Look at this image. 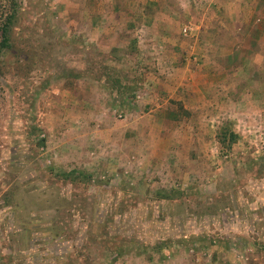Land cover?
Masks as SVG:
<instances>
[{"label":"rangeland","instance_id":"1","mask_svg":"<svg viewBox=\"0 0 264 264\" xmlns=\"http://www.w3.org/2000/svg\"><path fill=\"white\" fill-rule=\"evenodd\" d=\"M19 1L0 60V264H264V0H162L191 69L217 47L202 25L221 27L223 51L235 40L237 61L254 55L233 64L238 99L210 98L206 114L148 98L127 14L157 2ZM93 27L123 36L96 43Z\"/></svg>","mask_w":264,"mask_h":264},{"label":"crops","instance_id":"2","mask_svg":"<svg viewBox=\"0 0 264 264\" xmlns=\"http://www.w3.org/2000/svg\"><path fill=\"white\" fill-rule=\"evenodd\" d=\"M131 1L135 0H129L127 2ZM141 1L142 4H145V2L149 3L148 0ZM152 1L157 2L155 5L157 9L155 11L150 13L140 11V14H127L128 22L130 21V25L136 28V30H134V44L133 47H131L135 49L131 53L136 57L134 58V61L139 60V57H141V59L150 64L149 68L153 69L151 72L143 74V82H145L146 85L145 91L148 94L150 101L155 99L168 101V99L171 98L183 100L185 109L193 111V109L196 110L198 107H201L202 109L200 110H203L206 114L208 112V108L212 107L210 102H208L210 98H216L217 100L225 98L228 102L238 99L237 96L242 94L241 90H243L244 87H241L242 82L239 83L240 86L235 84L237 78L235 76L236 72H232L233 64L238 62L240 65L239 62H241L242 66L244 59L252 60L254 59V55H243L245 57H243L240 61H237L236 59L241 57L242 54L240 53L239 47L235 48V40L232 39L233 43L230 50L228 49L223 51L221 45L223 46L228 44L226 41L222 40V37L220 36L221 27L215 23H212L211 26L206 23L207 26H201L203 28L202 34L209 38L208 43L215 40L217 47H214L212 42L210 43V46H206L210 50L203 46H198L199 48L203 47L202 49L204 50L207 49V52H203V55L205 56L203 62L200 63L196 69H191L190 64L188 62H184V60H187L185 53L190 52V46L188 45L189 40L181 37L179 25H177L176 21L172 18L170 6L168 8L161 5L162 0ZM137 20H139V23H137ZM141 20H145V23H141ZM208 27H210V30H208ZM89 36L92 41H95L96 43L102 41V38L108 37L109 45H117V40L119 37L121 38L123 34L118 33L115 35L114 39L110 40L109 38L112 37V34H109V32H98L97 29L93 27V29L89 31ZM129 43L130 42L126 44L127 47ZM203 45H205V43ZM142 56H145V58H142ZM223 56H225L222 60L223 62H219V59ZM210 59H212L215 64L211 65ZM141 62L142 60L138 63L141 64ZM218 62L220 66H214L218 65ZM155 67L162 70V74L161 72L156 71ZM215 70H217V72H215ZM163 72H166V74ZM256 82L257 81L253 76H249V83H253V85L249 84V86L252 87L253 91H256L257 89L255 88L257 86ZM162 89H168L172 93L170 95H157V92ZM233 91H235L234 93L237 96L230 93ZM166 96L167 99H164ZM204 98L207 102H204L199 106H197L196 103L195 105L190 103L191 100L198 99L201 101ZM247 98L248 99L245 102L246 104L241 106H243L244 109H251L255 113L258 112L253 109V106H259V112H261V105L259 104H264V97H258L262 101L251 100L249 96ZM253 101L259 102V104L257 103L256 105ZM223 106L224 103H222V107ZM262 108V113H264V106ZM157 110V107L154 108L152 106L150 112L152 113ZM149 119V128H151L154 126L155 122L152 120L153 116Z\"/></svg>","mask_w":264,"mask_h":264},{"label":"trees","instance_id":"3","mask_svg":"<svg viewBox=\"0 0 264 264\" xmlns=\"http://www.w3.org/2000/svg\"><path fill=\"white\" fill-rule=\"evenodd\" d=\"M20 12V1L19 0H0V60L2 55L11 47L12 43V32L16 25L17 19ZM239 138V135L236 132L230 130H225L222 132L221 141L229 139L230 144L227 146L231 148V144L236 142ZM44 141V140H42ZM224 147V146H223ZM68 178L72 181L88 178L86 174L77 173L76 171L69 172ZM19 195L9 194L7 196L8 203L13 205V208L16 210L19 207V200L17 199ZM6 198V197H5ZM109 248L113 249L114 246L112 241H109ZM118 259L114 257V260Z\"/></svg>","mask_w":264,"mask_h":264},{"label":"built area","instance_id":"4","mask_svg":"<svg viewBox=\"0 0 264 264\" xmlns=\"http://www.w3.org/2000/svg\"><path fill=\"white\" fill-rule=\"evenodd\" d=\"M191 30H192V28H191V26H189V25H185V26L183 27V29H182L183 34H184L185 36L189 35V33L191 32Z\"/></svg>","mask_w":264,"mask_h":264}]
</instances>
